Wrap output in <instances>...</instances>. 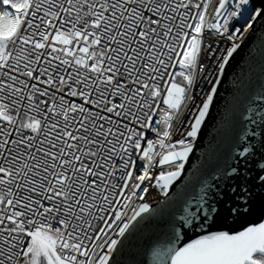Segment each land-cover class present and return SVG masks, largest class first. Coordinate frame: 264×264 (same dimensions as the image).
Returning <instances> with one entry per match:
<instances>
[{"label":"snow or ice","instance_id":"snow-or-ice-1","mask_svg":"<svg viewBox=\"0 0 264 264\" xmlns=\"http://www.w3.org/2000/svg\"><path fill=\"white\" fill-rule=\"evenodd\" d=\"M249 3L250 0H218L214 10L217 22L208 27L223 35L235 18L243 21L245 31L252 28V21L264 18V8H246ZM190 5L196 9L203 7V11L191 17L198 22L185 23L188 17L182 15L175 32L172 23H164L176 17L165 15L162 10L175 12L178 8L188 9ZM228 5L232 6L231 11L227 10ZM208 7L203 0L195 4L191 0H179L174 5L156 0H0L3 9L0 11V77H3L0 93L7 92L6 96H0V121L5 122L0 123V264H109L126 233L130 234L142 220L149 219L147 214L155 213L148 202L133 203V198L144 201L148 189L141 185L152 177L147 170L134 176L136 162L131 160L125 145L140 150V139L136 137L143 138V133L128 129L131 134L124 136L120 132L124 143L119 151L128 154L129 159L121 155L119 159L123 164L113 162L109 166L117 148L108 137L117 134L111 127L105 129L104 124L97 125L96 121L105 120L109 124L115 121L109 116L89 113L92 120L86 124L88 116L76 121L75 116L69 114L88 113L85 105L91 104L100 112L138 122L140 117L133 108H151L147 97L155 99L161 93L158 84L149 82L162 80L165 74L172 79L168 81L170 86L164 103L178 112L186 89L177 84L174 77L182 76L189 87L194 82ZM73 14L74 20H70ZM224 15L227 18L221 23L219 18ZM69 23L71 27L64 30ZM186 28L191 32L184 31ZM238 33L241 27H234L233 35L228 38L234 40ZM169 38L172 43L168 42ZM57 44L63 47H56ZM238 47L234 44L227 51L220 65L221 74ZM179 48L184 51L179 52ZM46 51L48 66L37 68ZM173 54L182 57L178 61L179 72L168 71L175 67L169 63L174 59ZM54 60L72 67L73 72L67 77L54 75L58 68L52 64ZM10 72L36 83L29 85L25 80H18L17 75H9ZM124 78L126 82L120 83ZM17 83L21 86H16ZM37 84L48 87L41 89ZM29 87L32 91L26 93ZM49 88L61 93L67 88L66 95L79 97L83 104H66L63 96L59 98V105L55 97L51 103L46 99L37 101V94L39 97L51 95ZM105 92L112 97L120 96L124 102L113 103ZM215 93L213 86L187 133L189 137L196 138ZM94 94L99 98L92 99ZM9 97L16 99L3 102ZM25 97L27 104H24ZM253 99L264 100V93ZM41 105L47 107L42 110ZM22 109L27 120L18 122ZM30 112L43 116V120L28 115ZM47 114L62 116V125L60 120L49 122ZM145 115L148 123L141 122V127L151 125V116ZM172 119L171 114H166L164 122L168 127ZM73 123L79 126L73 128ZM42 128L45 134L39 141L36 136L22 134L23 130H28L39 135ZM13 129L19 139L11 138ZM163 138L169 139L168 131L163 132ZM179 144L182 150L166 152V149H175V145L162 142L157 153L154 144L149 142L141 158L151 164L158 154L161 165L187 161L192 145L184 140ZM240 155H246V151ZM184 167L183 162L176 163L175 170L161 174L154 187L168 196L169 187L181 177ZM138 191L143 194L138 195ZM184 211L187 212V208ZM52 220L59 226L53 228L51 223L45 222ZM205 220L206 214L201 223ZM94 221L102 223L94 225ZM184 221L192 224L190 216L185 215ZM24 238H29L27 243ZM97 248L103 250L102 254H97ZM154 256L157 264H264V223L249 226L234 235L227 232L206 235L181 248H176L174 243L171 246L160 244Z\"/></svg>","mask_w":264,"mask_h":264},{"label":"water","instance_id":"water-1","mask_svg":"<svg viewBox=\"0 0 264 264\" xmlns=\"http://www.w3.org/2000/svg\"><path fill=\"white\" fill-rule=\"evenodd\" d=\"M245 7L264 8V0ZM215 87L196 138L189 137L194 143L187 161L160 164L183 162L181 177L168 196L148 201L155 213L126 233L109 264H157L160 244L181 248L206 235H234L264 223V100L253 99L264 93V18L255 19ZM185 215L192 224L185 223Z\"/></svg>","mask_w":264,"mask_h":264},{"label":"built area","instance_id":"built-area-1","mask_svg":"<svg viewBox=\"0 0 264 264\" xmlns=\"http://www.w3.org/2000/svg\"><path fill=\"white\" fill-rule=\"evenodd\" d=\"M156 2L157 3H171L174 5L175 3H178L179 0H156ZM198 2H201V0H191L192 4H195ZM203 2L208 3L209 7L207 9V12L205 13V24H204V28L202 32L201 50L199 54L198 64H197L195 74H194L195 75L194 82L189 87L187 84V81H185L182 76L176 75L174 77L175 82H180L187 86V93L185 94L184 103L181 105V108L178 112H174V110L170 109L168 105L164 103V100L167 98V87L170 86V84H168V81L172 79V77L165 74L164 79L149 82L150 84L151 83L158 84L160 87V93H161L160 96L156 97L155 99H153L150 96L147 97L148 103L151 105V108L144 107L142 110H136L135 108H133V111L136 112V115L140 117V121L138 122H131V118L121 119V118L114 116L113 114H109L107 112H100L99 109L93 107L91 104L85 105V107L89 110L88 113H83V114L70 113L69 114L70 117L74 115L76 121H79L81 119V116H88V120L85 121L86 124H88V122L92 120V116L89 115V113H99L100 115H103V116H109L112 121H115V123H112V124H109L108 121H105V120L96 121L97 125L104 124L105 129L111 127L113 131L117 134L116 137H113V136L108 137V139L113 141V143L116 145V148H117V154L113 156V161L109 162V166H111L113 162L117 165L123 164V160L119 159V156L121 155L124 156L125 160L129 159L128 154L119 151L120 145L124 143V136L131 134L128 131V129H132L136 133H143V138H140L139 136L136 137L137 139H140V143H141L140 150H137L130 145H125L126 147L129 148V152L131 153V160L136 162L135 169H134V176L142 175L144 171L147 170L150 177H152V179L150 180H145L143 184L141 185V188L148 189V193L147 195H145L144 201H138L135 198H133L134 204H138L141 202H148V201L162 198L164 196L162 191L154 187L156 183V179L161 174H167L168 171L175 170L174 165L176 163L161 167L159 164L160 156L158 154L154 155L151 161V164H149V162L146 159H142L141 158L142 152L143 150L147 148V144L149 142L153 143L157 150V153L160 151L159 145L162 142L165 143L166 145L167 144L175 145V149H166L165 150L166 152L170 150H174V151L182 150L181 145L179 144L180 140H184L186 144L190 143L191 145H193L194 142L192 139L189 138L187 133L191 130V126L195 123V119L198 117L199 111L202 108L203 103L206 102L207 96L211 94V88L213 86H216L217 81L219 80L221 76L220 65L223 63V58L227 55V51L230 50L234 44L239 45L241 43V41L244 39L248 31L251 29L249 28L245 31L242 27V24H243L242 21L238 22L235 18H233L229 23L228 31L225 32L223 35H220L219 33L215 31V29H210L208 27V25L212 24L216 18L214 10L218 7V0H203ZM2 10L3 9L0 8V11ZM84 11H86V9ZM162 11H164L165 15L176 17L174 21H164V23H172L174 26V32H175L176 30L175 25L180 23V17L182 15H185L188 17V19L185 20V23L195 24L198 21L191 19V17L195 16L197 12L199 11H203V7H201V9H196L194 7H191L190 5L188 9L178 8L176 9L175 12L171 10H167V11L162 10ZM147 14L150 15V13H147ZM82 15H83V12H82ZM74 16L75 14H73V17L69 19L74 20ZM254 21H252V25ZM70 27H71V23L67 24L64 30H67V28H70ZM77 27H80V26L77 25ZM234 27H241V33L236 34L237 35L236 39L230 40L228 37L233 35ZM184 31L191 32V29L186 28L184 29ZM161 39H164V37L161 36ZM168 42L172 43L170 38ZM75 43L76 42L74 41L73 44ZM55 46L63 47V45H59V44ZM47 51H50V49H48ZM47 51L45 52V55L42 57L40 65H37V68L48 66L47 64H45V61L49 59ZM76 51H77V55H79L78 50ZM162 51L167 52V49H162ZM178 51L183 52L184 49L179 48ZM53 55H58V56H61L62 58H66L69 60L72 59V57H63L62 53H54ZM173 56H174V59L172 61H169V63L175 64V67L169 68L168 71L169 72H179L181 71V69L179 68L178 61L182 57L176 56L175 54H173ZM21 64H23V61H21ZM52 64L58 66L56 72L53 73L54 75H65V77H67L68 73L73 72L72 67H68L66 65H60L59 60L52 61ZM226 65L224 66V68L226 67ZM81 71H83V69H81ZM9 75H17L18 80H25L29 83V85L36 83L35 80H28L27 77L21 76L16 72H10ZM2 78L3 77H0V79ZM42 79H47V77H42ZM125 82H126V78L120 80V83H125ZM8 83H11V81H8ZM16 86L19 87L21 85L17 83ZM37 87L44 89V88H47L48 86L43 85V84H37ZM48 90L51 95L49 97H39L37 94L36 96L37 101H39L40 99H46L49 101V103H51L52 98L55 97L56 103L57 105H59L60 103L59 98L63 96L64 102L66 104L67 103H76L78 105L83 104V101L79 97H71V96L66 95L68 91L67 88L64 90L63 93L57 92L55 88H49ZM31 91L32 89L30 87L28 89H25L26 93H30ZM6 95H7V92L0 93V96H6ZM105 96H107L108 99L112 100L113 103H123L124 102L122 98L118 95L115 97H112L107 92H105ZM98 98L99 97L97 94H94L92 97V99H98ZM11 99H16V97H9L8 100L3 101V102L8 103L10 102ZM24 104H27L26 97L24 99ZM46 107H47L46 105H41L42 110L45 109ZM101 107H103V105H101ZM145 113L150 115L152 118L151 125L149 127H141V122L148 123V119ZM11 114L14 116L16 115L15 111H12ZM166 114H171L173 116V119L170 121L171 127H168L164 122ZM28 115L35 116L36 119L43 120V116L37 114L36 112H30L28 113ZM47 115L49 116V122H55L56 120H60L61 125H62L63 123L62 116L52 117L51 114H47ZM17 119H18V122L27 120V117L23 114V109L21 110V113L17 117ZM0 123H5V122L0 121ZM125 125H127V128L124 127ZM78 126H79L78 123L72 124L73 128L78 127ZM16 127L17 128L19 127V123L16 125ZM164 131L169 132V139L163 138ZM120 132H123L124 136H120L119 135ZM22 134L24 136H28V135L36 136L37 141H39L40 139L44 138L45 133L42 128L39 135L36 133H31L28 130H23ZM11 138L19 139V137H17L15 134V129H13V136ZM96 139H99V138H96ZM44 146L47 147V145H44ZM92 147L95 148V145H93ZM107 147H112V145H107ZM136 183H139V182L136 181ZM140 194H143V193H140L138 191V195ZM152 195L154 196V198H152ZM45 203L47 204V202ZM114 207H118V206L114 205ZM121 210L123 211V209ZM33 219H38V218L33 217ZM45 222L51 223L53 228L59 226L56 220H52L50 222L45 221ZM97 223H102V222L94 221V225ZM24 239H25V243H27L29 238H24ZM96 252L99 255V254H102L103 250L100 248H97Z\"/></svg>","mask_w":264,"mask_h":264},{"label":"rangeland","instance_id":"rangeland-1","mask_svg":"<svg viewBox=\"0 0 264 264\" xmlns=\"http://www.w3.org/2000/svg\"><path fill=\"white\" fill-rule=\"evenodd\" d=\"M176 83L179 84V85L182 86V87H185V89H186V93H187V86H186L185 84L180 83V82H176Z\"/></svg>","mask_w":264,"mask_h":264},{"label":"clouds","instance_id":"clouds-1","mask_svg":"<svg viewBox=\"0 0 264 264\" xmlns=\"http://www.w3.org/2000/svg\"><path fill=\"white\" fill-rule=\"evenodd\" d=\"M5 22H7V18H5Z\"/></svg>","mask_w":264,"mask_h":264},{"label":"bare ground","instance_id":"bare-ground-1","mask_svg":"<svg viewBox=\"0 0 264 264\" xmlns=\"http://www.w3.org/2000/svg\"><path fill=\"white\" fill-rule=\"evenodd\" d=\"M152 198H154V196L152 195Z\"/></svg>","mask_w":264,"mask_h":264}]
</instances>
